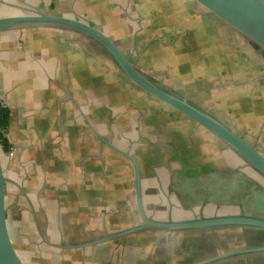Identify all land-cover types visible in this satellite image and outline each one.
I'll use <instances>...</instances> for the list:
<instances>
[{
	"label": "crops",
	"instance_id": "1",
	"mask_svg": "<svg viewBox=\"0 0 264 264\" xmlns=\"http://www.w3.org/2000/svg\"><path fill=\"white\" fill-rule=\"evenodd\" d=\"M35 10L96 26L138 70L211 114L192 95L202 100L217 92L223 84L218 67L226 65L230 78L239 69L216 55L210 37L219 46V34L241 61L246 53L255 64V79L237 83L257 86L264 80L263 55L193 0H0V17ZM45 36L59 39V45L51 49ZM153 36L161 37L160 46L181 47L189 55L192 72L177 71L188 77L181 78L187 79L181 88L140 64L145 54L162 58L159 47L146 44ZM150 96L76 32L51 27L0 32V104L8 115L5 134L28 264H193L220 250L204 244L224 231L114 237L140 223L134 167L123 153L138 166L142 205L153 219L250 211L234 197L247 195L251 185L244 183L247 177L254 181L252 171L238 170L236 160L241 161L218 139ZM140 97L151 105H137ZM186 143L193 144V153ZM187 200L201 205L183 207ZM230 260L214 264H234Z\"/></svg>",
	"mask_w": 264,
	"mask_h": 264
},
{
	"label": "water",
	"instance_id": "2",
	"mask_svg": "<svg viewBox=\"0 0 264 264\" xmlns=\"http://www.w3.org/2000/svg\"><path fill=\"white\" fill-rule=\"evenodd\" d=\"M227 24L264 57V0H193ZM39 27L67 29L89 40L128 80L160 102L178 111L198 126L204 128L225 148L243 163V167L257 174L264 182V155L239 135L225 122L180 94L138 70L126 58L113 41L96 26L85 21L46 14L40 10L28 14L0 17V32ZM5 130L0 126V264H26L17 218V195L19 186L14 179L10 165V148ZM133 164L135 177V200L140 223L118 232L121 237L140 231L177 233L187 231L214 232L228 229H251L264 233V216L251 210L235 213H214L193 215L185 219H153L146 215L141 197L139 169L128 153H123ZM264 253L262 245L236 246L204 258L193 264H214L251 254Z\"/></svg>",
	"mask_w": 264,
	"mask_h": 264
},
{
	"label": "rangeland",
	"instance_id": "3",
	"mask_svg": "<svg viewBox=\"0 0 264 264\" xmlns=\"http://www.w3.org/2000/svg\"><path fill=\"white\" fill-rule=\"evenodd\" d=\"M88 16H91V14H89ZM205 27L207 28V24H205ZM202 28L203 27L201 26V24L195 26L194 29L197 35H200ZM153 39H155L156 42L150 44ZM216 39L220 41L219 46H216V41L213 38L210 37L209 39L213 41L211 43V46L212 45L214 46V51L216 55L219 56L222 60L228 61L232 69H239V70L236 71L237 72L236 74L232 73L233 76L230 78L229 76L226 75L224 71L226 70L225 68L226 65H224L223 67H218L220 73L223 74V76L221 77L223 84L216 90L217 92L213 93L211 96L204 97L202 99L203 101L197 99L199 97L196 95H192V98H194L198 103L206 105L211 110L213 115L222 118L225 122L228 123V125L231 128H233L239 135H241L250 144L254 145L257 148V150H259L264 155V80H262L257 86H249L253 84L251 82L250 83L246 82L247 84H239L241 80L255 79V77L257 76L254 74L255 64L248 61V59L246 58V53L244 60L241 61L240 58L236 55L238 53L234 52L233 46L229 44L228 41L225 42L224 37L220 39L218 34L216 36ZM44 40L51 49L59 45L58 42H60L59 39H55L54 36H45ZM161 40H162L161 37L153 36L152 38L147 39L146 44L147 46L150 45L149 49L151 47H159L158 56L162 55V58H156L148 54H145L141 58L140 64L149 65V67L152 69V72H154V70L161 71L166 76L167 79L173 81L175 80L174 82L176 86L178 88H181V86H184L183 84H185L183 82L187 81V79H181V78L183 77L188 78V77L185 76L184 74L178 73L177 71L178 69L183 70L185 71L186 75H189L192 72L193 69L188 67L189 61L187 57L189 55L186 53V51H183L181 47L178 48L177 51H174V50H168L160 46L159 42H161ZM238 59L241 61V63L239 62ZM174 64L180 66V68H177L176 66H174ZM176 75H179V77H177ZM175 77L179 79H176ZM238 81L239 83H237ZM124 97H127V95H124ZM151 99L155 100L156 98H151ZM134 102L137 105L141 104L142 107L145 106L144 104L151 105L150 102L145 101V99H142V97L138 99L135 98ZM166 120L167 122H171L169 118H166ZM178 131L180 132V130ZM184 145H185L184 146L185 149L187 150L189 149V151H191L192 153L195 150L192 147L193 144L191 145L190 143L189 144L186 143ZM221 161L222 163L225 162L223 157ZM222 163L221 166L223 167ZM236 165L238 166L237 168L238 170L247 171V168L246 167L244 168L242 166L243 165L242 162L236 160ZM228 168L234 169L236 167L231 165V167ZM251 173L254 180L259 181L264 185V182L259 176H257V174H255L254 172ZM255 195H256V191L254 190L253 196ZM253 196H251L250 192H247V195L241 199V202L244 204L245 208H249V203L252 200H254ZM224 198L227 199L230 197L228 196ZM224 198H221V200ZM234 198L238 199L236 196ZM183 203H184L183 207L190 209H198L199 206L201 205V203L198 202L196 203L190 200L184 201ZM202 209L203 208H201L200 211H202ZM225 233H229V232H225ZM19 235L21 240L20 246L22 247V250L24 252L20 230H19ZM221 250H228V248L224 247V249H220V251ZM26 264H28L27 261Z\"/></svg>",
	"mask_w": 264,
	"mask_h": 264
},
{
	"label": "flooded vegetation",
	"instance_id": "4",
	"mask_svg": "<svg viewBox=\"0 0 264 264\" xmlns=\"http://www.w3.org/2000/svg\"><path fill=\"white\" fill-rule=\"evenodd\" d=\"M253 180V179H252ZM250 180L247 177L246 182L244 184H249ZM263 190V194L261 199L258 198V194L253 196V191L255 190L256 186ZM238 186L242 187V184H238ZM247 192H250L251 196H253L254 200L249 203V209L254 210L255 212L259 213L260 215L264 216V185L259 181L254 180L253 185L251 187H247ZM241 193V189L239 190ZM246 192V193H247ZM239 199V200H238ZM238 205L244 207V204L241 202V198L238 197ZM255 201V202H254ZM224 231L221 235L216 236V238H211L208 240V243H205L204 246L207 248L215 247L217 249H221L222 246H226L228 249L233 247L243 246V245H262L264 244V233L259 230H251V229H229V230H219ZM226 231H230L229 233H225ZM216 233V232H215ZM232 243V244H229ZM239 243V244H238ZM223 246V247H224ZM244 260L238 259L239 257L232 258L230 262L234 264H264V253L260 254H251L247 256H242ZM233 259H235L233 261Z\"/></svg>",
	"mask_w": 264,
	"mask_h": 264
},
{
	"label": "trees",
	"instance_id": "5",
	"mask_svg": "<svg viewBox=\"0 0 264 264\" xmlns=\"http://www.w3.org/2000/svg\"><path fill=\"white\" fill-rule=\"evenodd\" d=\"M7 120H8V115H7V111L1 106L0 104V126L5 130L7 127ZM8 145V144H7ZM243 181V180H242ZM247 185V184H246ZM250 185H253V181L250 182ZM256 186V185H255ZM244 190V189H243ZM256 194H258V198L261 199L262 194H263V190H261V188L257 187L255 188ZM224 246V245H223ZM222 246V247H223ZM211 248V247H210Z\"/></svg>",
	"mask_w": 264,
	"mask_h": 264
}]
</instances>
